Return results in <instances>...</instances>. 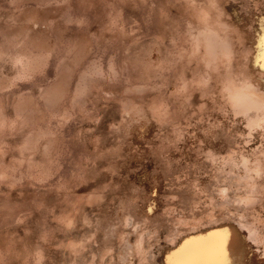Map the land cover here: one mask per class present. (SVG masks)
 <instances>
[{
    "label": "rangeland",
    "instance_id": "1",
    "mask_svg": "<svg viewBox=\"0 0 264 264\" xmlns=\"http://www.w3.org/2000/svg\"><path fill=\"white\" fill-rule=\"evenodd\" d=\"M263 36L264 0H0V264H167L223 224L264 236V113L231 93L264 89Z\"/></svg>",
    "mask_w": 264,
    "mask_h": 264
},
{
    "label": "bare ground",
    "instance_id": "2",
    "mask_svg": "<svg viewBox=\"0 0 264 264\" xmlns=\"http://www.w3.org/2000/svg\"><path fill=\"white\" fill-rule=\"evenodd\" d=\"M202 33L206 40L205 44H207L206 46H208L210 50L209 53L213 59L220 54L229 55L232 52L230 43L221 40L215 29ZM261 44V64L263 66L262 68H264V36ZM231 91L233 97L232 102L234 103V109L237 112L236 114L241 113L247 116L251 113H259L257 117L252 118V123L259 124V115L264 113V89L257 87L252 82H246L243 85L232 88ZM221 197L223 199L229 198L227 189L222 190ZM210 239L224 242L228 250L230 264H252L249 255L250 245L256 244L257 246H261L262 251L256 250L252 255V259L253 263L264 264V236L257 233L255 230L252 231L247 224L245 225L243 223H240L239 227L233 224H223L214 229L201 231L187 236L183 239L184 241L182 240L183 242L180 245H176L166 256L167 264H177L179 261L196 259L195 255L192 254V249L202 243L208 242ZM143 243L144 238L141 236L137 242V246L142 251L145 249ZM182 249H185L186 251L183 254H180Z\"/></svg>",
    "mask_w": 264,
    "mask_h": 264
},
{
    "label": "snow or ice",
    "instance_id": "3",
    "mask_svg": "<svg viewBox=\"0 0 264 264\" xmlns=\"http://www.w3.org/2000/svg\"><path fill=\"white\" fill-rule=\"evenodd\" d=\"M185 251L182 249L180 254ZM192 254L196 259L179 261L177 264H230L228 250L223 241L210 239L192 249Z\"/></svg>",
    "mask_w": 264,
    "mask_h": 264
}]
</instances>
